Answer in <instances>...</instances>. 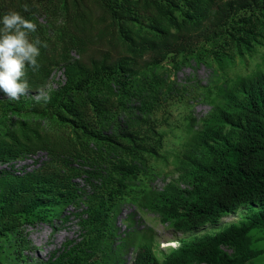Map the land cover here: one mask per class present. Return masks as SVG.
<instances>
[{
	"label": "trees",
	"instance_id": "trees-1",
	"mask_svg": "<svg viewBox=\"0 0 264 264\" xmlns=\"http://www.w3.org/2000/svg\"><path fill=\"white\" fill-rule=\"evenodd\" d=\"M9 10L34 22L37 31L30 39L39 37L48 45L40 48L38 70L27 69L30 87L47 79L59 63L65 66V82L33 111L37 120L0 127V163L40 152L48 157L31 173L1 182L3 237L20 231L28 215L57 205V198L76 202L84 193L71 179L81 172L97 194L87 203L85 223L90 230L97 228L109 216L107 207L121 197L126 179L134 177L145 149V123L141 116L126 114V101L134 96L136 108L149 111L155 87L164 85L159 80L130 93L131 79L169 56L193 53L200 42L249 43L264 28L257 15L264 13V0H0V17ZM41 19L54 29L52 36L46 37ZM122 114L125 119L119 123ZM222 117L232 141L221 149L210 145L208 162L202 165L194 159L190 188L170 185L149 208L178 232L216 225L245 205L261 208L244 222L181 243L161 264H253L260 255L252 248L250 234L264 231V78L243 88L239 108ZM42 118L55 121L57 129L47 130ZM150 131L153 150L161 139ZM222 131L221 126L206 127L205 140L215 142ZM83 167L87 169L80 171ZM21 244L24 247V241ZM131 264L159 263L149 247H143Z\"/></svg>",
	"mask_w": 264,
	"mask_h": 264
},
{
	"label": "rangeland",
	"instance_id": "rangeland-1",
	"mask_svg": "<svg viewBox=\"0 0 264 264\" xmlns=\"http://www.w3.org/2000/svg\"><path fill=\"white\" fill-rule=\"evenodd\" d=\"M257 15L264 27V13ZM40 22L45 25L46 37L52 36L54 29L43 19ZM71 57L77 59L78 55L72 52ZM64 68L62 63L53 66L48 78L36 87L31 86L29 94L18 101H11L0 93V127L8 129L16 120H37L39 115L34 114L35 109H40L44 100L37 101L35 97L43 92L49 98L64 84ZM262 78L264 28L249 43L225 46L221 40L211 44L200 42L193 53L169 56L158 65L142 68L127 86L130 93L131 90L144 91L147 85L159 80L164 85L154 86L155 98H149L153 101L149 111L141 112V108H136L139 102L134 96L126 101L129 110L126 114L141 116L145 123L141 129L145 149L138 157L134 177L124 182L121 197L111 203L112 207H107L109 216L93 230L86 225L87 203L97 194H92L87 175L81 172V176L71 179L76 190L84 193L76 202L57 198L54 202L57 205L25 217L27 223L20 231L0 236V264H131L136 252L143 247H149L161 264L181 243L213 235L231 222L246 221L260 205L242 206L216 225L206 224L196 230L178 232L170 224H163L160 214L149 206L170 185L189 189L194 159L203 165L211 155L210 145L221 149L226 141H232L226 136L230 128L222 114L236 112L243 99V88ZM124 119V114L119 115V123ZM41 120L47 130L57 129L55 121ZM219 126L223 128L221 138L207 142L206 127ZM150 129L161 139L160 147L153 150ZM47 160L45 153L40 152L36 156L22 155L10 163H0V186L4 180L31 173ZM86 169L83 167L80 171ZM93 185L99 187V182ZM250 236L252 248L260 251L253 264H264V231L254 230Z\"/></svg>",
	"mask_w": 264,
	"mask_h": 264
},
{
	"label": "clouds",
	"instance_id": "clouds-1",
	"mask_svg": "<svg viewBox=\"0 0 264 264\" xmlns=\"http://www.w3.org/2000/svg\"><path fill=\"white\" fill-rule=\"evenodd\" d=\"M24 11H29L27 5ZM0 25V93L11 101H18L30 91L27 69L38 70L40 48L48 45L39 37L30 39L37 25L18 11L5 12L0 17ZM35 99L47 102L48 96L40 92Z\"/></svg>",
	"mask_w": 264,
	"mask_h": 264
},
{
	"label": "bare ground",
	"instance_id": "bare-ground-1",
	"mask_svg": "<svg viewBox=\"0 0 264 264\" xmlns=\"http://www.w3.org/2000/svg\"><path fill=\"white\" fill-rule=\"evenodd\" d=\"M43 235V237H46V235L45 234H42Z\"/></svg>",
	"mask_w": 264,
	"mask_h": 264
}]
</instances>
